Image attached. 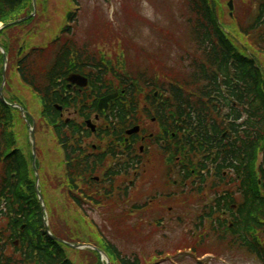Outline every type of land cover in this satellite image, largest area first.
<instances>
[{"label": "trees", "instance_id": "obj_1", "mask_svg": "<svg viewBox=\"0 0 264 264\" xmlns=\"http://www.w3.org/2000/svg\"><path fill=\"white\" fill-rule=\"evenodd\" d=\"M239 1L242 3V9H240L242 15H238L237 18L240 21L239 30L243 34V44L245 42V45H236L237 40L230 36L229 32L227 33L226 26L221 22L222 11L225 8V4L221 0H183L181 5L177 3L182 16L185 14L183 17H187L186 25L191 31L189 41L193 39L197 49L194 54L187 52V58L182 60V63L187 61L191 65L192 69L188 71L190 74L185 77L174 75L169 78L171 83L168 87L160 79V76L163 75L160 68H158V75L153 78L140 74L136 80L132 78L133 69L135 66L138 69L140 62L136 61L135 64L127 61L125 64L126 61H124L123 67H120L121 63H117L116 68L117 71L119 70L117 92L126 90L128 87L130 108L127 109L124 100L120 101L121 99H119L116 109L117 117L121 122H124L127 117L137 114L138 98L141 94L147 90L157 91L160 88L159 90L164 94L158 100L162 110L165 112L175 110L181 119L180 123H183L182 119L186 118L189 124L192 123V126L196 128L197 140L194 144H188L191 152H209L212 158L215 157L212 162L217 164L214 172L219 182L211 186V191L220 189L224 182V169L233 170L235 179H231V183L238 184V191L230 190L227 196L218 200L216 207L219 211L225 208L222 207L223 200L227 201L228 205L238 204L236 212L230 210L235 223L234 228L226 230L227 225L223 223L221 215H219L217 220L210 225V231H207L205 220L216 217L214 209H209V212L200 216L197 226L198 236H193L191 232L189 236L193 240L174 247V251L192 248L198 256L213 254L216 257H249L257 260L259 264H264V0ZM37 2V18L19 27L2 31L0 40L8 38L7 33L9 32L24 30L32 26L30 30L22 31L19 34V56L22 59L19 72L24 82L32 85L38 93L47 97L53 88L56 89L59 86L58 82L66 74L68 58L73 57L82 62L85 55L79 51L76 54H71L69 48H75L76 45L70 43V45H65L54 57V61L50 63L53 59L51 52L54 47L50 52L45 47L33 46L36 38L44 32L43 26L40 27L39 23L43 22L45 25L46 22L41 19L49 21V0H37ZM256 3H259L257 15L251 21L246 22L247 14L249 17L252 16V6ZM32 13L33 0H0V24L7 25L28 17ZM72 13L71 11L68 14V19L73 17ZM232 29L235 32L238 31L236 27ZM163 33L169 40H172L168 32L163 31ZM114 38L110 39L111 42L115 41L114 47L124 53L122 39L118 35ZM14 40L16 37H9L8 46H6L11 51ZM135 50L137 51V48ZM123 53L122 55H124ZM137 57L139 58V56ZM90 62L97 64L95 60ZM3 63L4 58L0 55V85ZM49 64H51L50 67H48ZM97 67L101 69V74L105 73L102 63L101 65L97 64ZM128 69L130 71H127ZM120 71L125 72L122 74ZM164 80L167 81V79ZM174 80L175 82H173ZM225 87L232 92L233 103L226 101L222 93V88ZM167 94L170 95V98L165 97ZM214 95L216 96L213 99ZM147 100L151 102L152 106L158 102L153 94H149ZM221 101L227 105L226 110H223ZM4 110L8 112L6 107ZM4 110H0L2 127L6 126L7 117H9V112L5 114ZM159 111H161L160 107L157 112ZM184 124L186 125V122ZM242 129L244 130L242 131ZM211 131L212 137H210ZM227 131L230 133L226 139H223L222 135ZM216 147L218 151L215 154ZM259 161L261 163L258 175L255 172V167ZM187 175L191 177V173L188 172ZM203 176L205 175H201V177ZM259 179L262 181L261 186L258 182ZM73 183H76V176L73 177ZM114 186L115 183L111 182V189ZM203 186L204 184L201 188ZM238 193L242 196L240 203L234 199ZM107 196L109 198L106 203L119 210L126 203L129 195L123 189L117 190L114 198L112 193ZM128 217V213L122 211L111 215L109 220L124 225ZM82 222L79 231L70 230L67 241L95 244L109 256L111 264H151L154 257L162 258L169 252L165 249L154 248V255L149 250H145L144 256L138 251L129 255L124 245L110 241L109 235H112L110 231H99L96 236L91 230L92 227L86 228L87 221L83 219ZM125 230L128 235L131 233L130 229L126 228ZM126 232L124 231L125 234ZM48 241L50 245L36 249L37 255L33 264H75L66 257L63 246L51 240ZM90 253V256L95 257L96 264H103L99 254L92 251ZM87 254H84V259L89 261Z\"/></svg>", "mask_w": 264, "mask_h": 264}, {"label": "flooded vegetation", "instance_id": "obj_2", "mask_svg": "<svg viewBox=\"0 0 264 264\" xmlns=\"http://www.w3.org/2000/svg\"><path fill=\"white\" fill-rule=\"evenodd\" d=\"M83 59L82 62L75 59L76 63L64 75L60 87L53 88L48 98L45 97L46 102L43 101L47 105L42 117L52 122L58 118L60 131L49 130L45 134L39 129L35 137H30L28 130L27 135L18 127L12 128L11 141L4 140L0 135V264L34 262L36 253L30 244L46 237L43 229H40L41 233L37 232L39 223H36L35 201L23 191L35 183V164L45 183H51L48 174L52 178L54 168L58 173L53 183H62L60 194L64 202L60 207L56 206V210L64 217L61 229L65 233L69 203L63 193L67 191L70 176L74 177V174L79 175L81 188L78 193L84 197L80 208L87 213L96 212L95 198L100 195V175L107 173L108 180L116 179L125 184L130 200L132 191L136 190L145 201L143 211H162L164 202L179 205L182 196L186 199L183 207L190 210L197 202L199 206V200L206 195L199 184L208 188L206 182L211 176L207 174L217 167L212 162L215 157L211 159V153L203 152V156H199L191 152L188 144H194L195 137L181 128L178 113L164 112L158 99L152 106L146 95L141 98L137 114L127 117L124 122L117 118L114 101L108 103V110L101 111V101L115 92L112 85L115 78L109 74V80L104 79L96 73L99 67L96 68L95 64L85 66ZM69 61L72 65V58ZM71 75L86 77L87 87H82V82H70ZM36 98L34 96L30 100L31 97L9 95L11 115H16L15 106L21 103L26 109L34 108ZM158 107L161 109L159 112ZM27 113L31 115L30 111ZM136 129L135 134H128ZM54 138L59 141L57 147L53 145ZM34 141L37 144L35 150ZM191 159L195 163L193 166L205 176L196 174L198 177H188L193 167ZM74 161H77L75 168ZM192 173L194 175L195 171ZM182 181L187 183L181 185ZM226 202L223 200L222 207L228 206ZM173 209L168 208L169 214Z\"/></svg>", "mask_w": 264, "mask_h": 264}, {"label": "rangeland", "instance_id": "obj_3", "mask_svg": "<svg viewBox=\"0 0 264 264\" xmlns=\"http://www.w3.org/2000/svg\"><path fill=\"white\" fill-rule=\"evenodd\" d=\"M78 1L79 12L77 16L76 22L73 24L72 31L74 33H78V37L82 40V43L90 40L92 43V39L95 38L96 41L99 37H95V32L101 30L103 27L112 30L115 28L118 30L115 33L118 35L120 39H122L124 47L129 49L128 52L131 56H135V50H131L133 47H137L140 49L146 50L151 55H154L157 59V62L164 65V68H167V72L169 70H179L182 65L188 67L189 62H183L187 58V52L191 53L190 48H186L187 44L182 40L183 30L182 27L185 26L186 19H183L181 10L178 8V5L183 3V0H76ZM229 0H221L223 4L227 3ZM69 0H49L50 8L48 14V20L41 19L42 21L46 22L43 25V22H40V27L43 26V31L40 36L36 38L33 43L34 47H41L46 46L48 43L52 42L57 35L63 31V25L66 20L70 9L73 6L70 4ZM235 8L237 10V15L241 16L240 9H242V3L239 0H235L234 2ZM230 11L226 7L222 12V18L224 23H228L226 25L228 30H232V21L230 20ZM136 14L139 17H136ZM253 16L249 17L247 14L248 20L246 22L251 21ZM174 16L175 18H172ZM175 19V20H174ZM178 20V21H176ZM147 21V22H145ZM184 21V22H183ZM232 24V25H231ZM32 27V26H31ZM31 27H27L24 30H17L10 34V37L13 35L21 34L22 31L30 30ZM160 29L164 31H170L174 34L175 41L179 40V45L176 42L172 43V41L165 38V35L160 31ZM185 39V38H184ZM129 42L132 45H129ZM168 44H172L173 47H170ZM167 45V47L165 46ZM16 46V45H15ZM108 47H101L102 50H106ZM183 48V49H182ZM92 50L96 51L95 48H91ZM105 53V52H103ZM123 52H119L116 50L117 60L116 62L120 61L121 55ZM146 60H149L148 57H145ZM113 59V58H112ZM142 68L149 70L150 61H141ZM172 67V68H168ZM150 75H152V71H148ZM10 81H16L18 85H20V81L17 78L15 68L12 67L10 74H9ZM16 89L19 91L20 95H27L29 94L25 88ZM34 97V95H33ZM24 102H26L24 100ZM56 188L55 185L52 186ZM136 201H140V198L136 197ZM131 207V205H130ZM166 208V206H164ZM163 208V209H164ZM185 213H189L190 210L186 209L185 207L182 208ZM195 211L199 210V208H193ZM176 212V211H175ZM96 213H89V216L94 219V221L100 225L102 229H104L107 216L104 217ZM72 215V214H70ZM149 221H154L155 224L156 220L160 217L164 218L165 225L167 227L166 232H160L157 236H155L152 241L145 236L139 235V232H134L131 235H128L126 232V226L131 223L132 226H137L140 224L141 215L135 216L131 221L128 223L117 224L116 222L112 223V229L109 235V239L112 243L122 244L125 246L126 251L129 255H132L134 252L138 251L144 256L145 250H149L153 253L154 248L158 249L161 247H165L167 242L173 244L172 242L182 234L184 228H179L175 224L174 218L179 217V215L174 214L170 215L167 211L162 212H155L149 211L147 214H143ZM72 217V216H71ZM160 220V219H159ZM73 226L75 225L74 222H70ZM108 225H110L108 223ZM126 232V234L124 233ZM146 233V232H145ZM141 237V238H140ZM162 249V248H161ZM165 249V248H164ZM188 254V252H187ZM189 255V254H188ZM70 259L75 264H96L95 257H91V260L86 261L84 256L81 254L76 255L74 252L69 254ZM178 258H166V261H162L160 264H198L196 262H201L203 264H259L253 258H241V257H224L221 256L215 260V258L210 256L201 257L199 260L194 259L192 256L191 258L187 255L179 254Z\"/></svg>", "mask_w": 264, "mask_h": 264}, {"label": "water", "instance_id": "obj_4", "mask_svg": "<svg viewBox=\"0 0 264 264\" xmlns=\"http://www.w3.org/2000/svg\"><path fill=\"white\" fill-rule=\"evenodd\" d=\"M34 4H35V0H34ZM32 17H34V15H32L30 18H32ZM30 18H27V19H24V20L18 21V22L14 23V24H15V25L20 24V23H22V22H24V21H26V20H28V19H30ZM112 98H113V97H112ZM102 104H106V101H103ZM102 104H101V105H102ZM71 247H72V248H75V249H78V248H84V247H88V246H80V247H74V246H71Z\"/></svg>", "mask_w": 264, "mask_h": 264}]
</instances>
